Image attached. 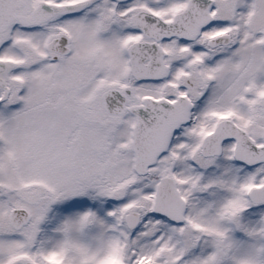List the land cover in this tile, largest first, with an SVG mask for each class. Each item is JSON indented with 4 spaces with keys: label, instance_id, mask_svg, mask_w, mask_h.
I'll return each mask as SVG.
<instances>
[{
    "label": "snow or ice",
    "instance_id": "1",
    "mask_svg": "<svg viewBox=\"0 0 264 264\" xmlns=\"http://www.w3.org/2000/svg\"><path fill=\"white\" fill-rule=\"evenodd\" d=\"M0 264H264V0H0Z\"/></svg>",
    "mask_w": 264,
    "mask_h": 264
}]
</instances>
